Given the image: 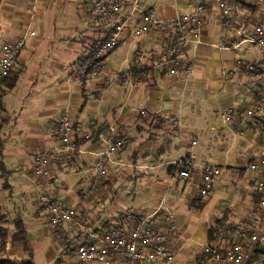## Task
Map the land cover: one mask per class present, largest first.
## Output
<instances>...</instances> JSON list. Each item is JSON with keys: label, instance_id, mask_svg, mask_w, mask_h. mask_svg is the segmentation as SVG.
<instances>
[{"label": "crops", "instance_id": "0c3cea01", "mask_svg": "<svg viewBox=\"0 0 264 264\" xmlns=\"http://www.w3.org/2000/svg\"><path fill=\"white\" fill-rule=\"evenodd\" d=\"M220 1H144L143 9L161 19L174 18L198 4L207 8L200 43L197 48L185 46V61L178 76L170 75L160 66L167 46L163 39L153 33L134 38L127 32L120 44L103 58L104 67H100L95 78L81 77L76 65L93 55L95 46L108 39L114 24L122 17L98 19L94 0H19L18 5L0 2L9 37L3 43L35 32L27 38L15 68L0 87L1 116L8 107L7 93L29 76L28 83L35 96L33 105L28 110L25 106H12L17 109L16 115L29 111L37 117L36 121L21 117L19 126L9 114L0 118V163L6 170L5 175L0 171V177L6 179L3 186L10 190V195L15 185L8 178L28 166L32 172L33 157L38 151H55L61 146L53 129L63 115L73 120L78 134L103 132L110 139L126 140L125 147L108 163L106 178L92 169L103 150L96 140L83 144L77 161L60 158L52 162L50 176L42 182L40 199L54 193V197H62L65 205L78 206L79 214L73 221L52 228L40 207L36 208L33 217L47 224L46 234L51 232L47 235L37 228L30 231L32 220L26 222L20 215L10 216L7 202L3 204L5 201L1 200V214L6 218L0 222V228L7 231L8 238L0 260L20 263L32 257L34 264H76L78 244L109 225L131 222H119L123 217L109 204L108 191L113 181L124 175L128 180L144 179L151 184L153 173L166 168L158 175L167 171L169 182L162 184L156 180L153 190L145 191L151 209H144L147 217L159 211L158 220L163 212L171 210L175 214L182 231V239L176 241V264H231L198 254L205 245L229 244L232 237L219 236L218 228L245 219L257 205L255 175L245 171L248 164L258 159L263 135L246 120L245 111L254 103L264 102V57L255 44L237 33L241 24L252 28L257 23L261 8L256 0H235L242 10L232 29L224 26ZM126 13L131 15L128 25L138 20V12L131 13L129 8ZM26 20L29 23L25 27ZM20 25L24 28L19 30ZM220 43L226 47L221 48ZM239 60L256 63L257 69L244 71L238 65ZM188 62L194 63L191 73H186ZM227 114L232 116L230 123L224 120ZM20 126L38 129V138L35 142L30 140L33 145L29 153L24 151L26 139L18 137ZM174 148L179 149V156L169 162L167 157ZM189 154L196 156L197 165L189 178H181L176 163ZM204 163L225 169L223 177L215 181L212 195L205 199L199 196L200 167ZM236 170L243 174L236 177ZM74 185L78 186L77 193L71 190ZM84 189H91V193L83 195ZM143 205L148 206L145 202ZM18 218L27 228L29 251L12 242ZM54 234H58L57 245L47 241ZM50 245L54 248L52 254L45 253ZM77 264L81 263L77 260ZM251 264H264L262 249L256 252Z\"/></svg>", "mask_w": 264, "mask_h": 264}, {"label": "built area", "instance_id": "2783aa9c", "mask_svg": "<svg viewBox=\"0 0 264 264\" xmlns=\"http://www.w3.org/2000/svg\"><path fill=\"white\" fill-rule=\"evenodd\" d=\"M145 0H94L93 9L95 16L101 20H116L122 17L120 22L114 24L109 37L95 46V52L79 66L78 73L84 78H95L100 67H104L103 58L114 50L121 41L124 33H130L134 38H140L148 34H155L163 39L167 46L162 53L160 66L170 75L178 76L184 58V48L192 45L197 48L200 43V30L204 23L206 6L199 4L190 11L181 13L171 19H161L154 12L144 10ZM256 5L261 8V14L257 23L249 28L241 24L238 35L245 41L255 44L264 57V0H256ZM131 13L138 12V20L128 25ZM224 26L234 28L237 14L242 10L241 4L235 0H221L219 3ZM35 35L31 31L23 37L5 42L0 48V87L11 75L23 50L27 44V38ZM221 48L226 45L220 43ZM238 65L247 72L257 69L256 63L239 60ZM193 62L186 65V73H191ZM264 78V66H263ZM245 118L263 135V143L257 160L251 162L245 172L255 175V190L258 195L257 205L245 219L231 224L228 227H219L218 235H228L232 240L225 247L205 245L202 254L212 261L228 262L231 264H248L259 249L264 251V102L252 104L245 111ZM225 122L230 123L232 116L225 115ZM55 137L60 140L61 146L55 151H38L33 157L32 170L38 177H49L52 162L56 159H64L66 162H75L81 154L84 143L96 140L103 145L99 158L93 164V171L101 177H108V163L125 147L124 138L110 139L103 133L93 134L83 132L78 134L73 120L67 115L60 117L53 129ZM197 142L194 141L193 145ZM194 154L181 158L176 166L181 178H189L197 165ZM202 173V185L199 196L207 198L213 193L214 183L223 177L225 169L211 163H204L200 167ZM236 177L243 172L235 171ZM91 193V189L82 190V194ZM47 220L52 228H58L67 222L73 221L78 215V209L64 204L61 196H56L47 202L45 209ZM159 211L152 216L138 219L130 223L112 224L107 226L99 234L91 235L90 240L78 244L76 255L81 264H111L119 257L127 264H176V254L173 241L177 235V223L171 211L163 212L161 220L157 219ZM156 216V217H155ZM155 217V219H153Z\"/></svg>", "mask_w": 264, "mask_h": 264}, {"label": "rangeland", "instance_id": "374dc122", "mask_svg": "<svg viewBox=\"0 0 264 264\" xmlns=\"http://www.w3.org/2000/svg\"><path fill=\"white\" fill-rule=\"evenodd\" d=\"M0 2H1V5H3L4 3L10 4V5H18L19 0H0ZM48 2H49V0H48ZM60 5H61V1H58V6H60ZM0 18H2V20L0 19V48H1V45L3 44V42L9 40V37H7L8 29L6 26V19H4V15H3L2 11H0ZM28 23H29V20H26L23 22V25L26 27ZM8 25H9V22H8ZM21 28H24V27H22V25H20V27L18 29L20 30ZM76 66H78V68H79V65H76ZM28 78H29V76L26 79L25 78L22 79L17 84L16 88L13 91L7 93L6 98H5V103L8 102V107H6L7 108L6 112H3L1 114V116H0L1 119L8 117L7 114H9V117H13V120L16 119L18 126L21 125L20 124L21 117H25L26 119L29 118V120H35V121L37 120L35 112L30 113L29 111H26L25 114L20 115V113H18L16 115L15 111H17V109L13 108V106H12V104L13 105H19V106H25V110H28V107L30 105H33V102L35 101V96L32 94L31 88H30L29 83H28L29 82ZM12 123H14V121H12ZM21 127L22 126H20V128H18V137L21 136V138L24 137L26 139L27 145L24 147V151H27L29 153L32 150L30 145H33V142H35V139L38 138V129L36 127H31V128H24V127L21 128ZM31 139L33 140V142L30 141ZM34 144H36V143H34ZM178 150L176 148H174L172 150V152L168 155L167 161H169V162L175 161L179 156ZM165 169H162L160 171H164ZM140 171L142 173H144V170H140ZM160 171H155L153 173L155 175L153 176V181L151 182V184H148L147 183L148 181H145L144 179H139V180L137 179L136 180V178H134L132 180H128V179H126V177L124 175H121L115 181H113L112 187L108 191L109 204L112 207H114L115 211L120 215V217H123L120 219L119 222H124L126 220L133 222V221H136L138 219H143V218L147 217L146 216L147 214L145 213L147 210H145V209L150 210L151 209V203L148 200H145L147 198V194L144 195L146 193L145 191L153 190V185L155 184L156 180L158 182H161L162 184H167L170 180V175L167 171L163 172L161 175H158V173ZM145 172L148 173L149 171H145ZM148 177L152 178V176H150V174L148 175ZM47 178L48 177L45 178V177L36 176L33 173V170H32V172L29 171V166H28L27 168L22 169V171L19 172L18 174L13 175L11 178L7 179L9 182H11L12 184L15 185L14 191L10 195V190L8 188H4V186H3L6 179L0 177V202H1V200L5 201V203H3V204H6V202H7V207L9 208L10 216L16 218L18 215H20L26 222H29L32 220L33 224L29 225V230L31 231L32 228H34V229L37 228V229L42 230L43 234H46L45 229L48 226L46 223L39 221L37 218H34L33 214L35 212V209L40 207L41 213L43 214L44 217H46V213L44 212L43 209H45L47 202H49L52 198H54V193H51V195H50L51 197L48 196L47 198L40 199L39 193L42 190V182L47 180ZM145 183H147V184H145ZM144 184H145V186H144ZM148 186H150V188L145 189V187H148ZM53 187H55V185ZM71 190H73L75 193H77L78 192V186H76V185L72 186ZM198 192H199V187H198ZM144 202L147 203L148 206H150V207H148L147 205L146 206L143 205ZM73 207L78 209V206H73ZM161 208L162 207H160L159 210ZM97 210H99V208ZM97 210H95V211H97ZM169 211H171V210H169ZM144 213H145V215H143ZM78 214H79V211H78ZM143 216H146V217H143ZM174 216H175V214H174ZM76 217H78V215ZM48 233H51V232L48 231L47 234ZM57 236H58V234L51 235V236H49L47 241L49 242V240H50L52 242V244L57 245L58 244ZM53 237H54V240H52ZM179 239H182V231L180 229V226L177 223V235L173 241L175 254H176V260H177V256H178L177 249H176V241ZM44 244L46 245V241H44ZM64 244H66V243H64ZM53 250H54V248L50 245L48 247V250L45 253L49 252L50 254H52ZM202 250H203V247L199 251L198 256L200 255V253L203 252ZM37 253L39 254V251H37ZM198 256H196V257H198ZM181 258H182V256H181ZM77 260H78V258L75 259L76 264H77ZM60 261H61V259H60ZM115 263L127 264V262L121 257H119L117 259V262H115V261L112 262V264H115ZM72 264H73V262H72ZM93 264H95V263H93Z\"/></svg>", "mask_w": 264, "mask_h": 264}, {"label": "trees", "instance_id": "16d2710c", "mask_svg": "<svg viewBox=\"0 0 264 264\" xmlns=\"http://www.w3.org/2000/svg\"><path fill=\"white\" fill-rule=\"evenodd\" d=\"M0 106H1V104H0ZM0 171H1L2 175L6 174L5 167L1 163H0ZM256 200L258 201V195L256 197ZM5 218H6V215L1 214V208H0V222L3 221ZM7 238H8L7 231L5 229L0 228V253H3L5 251ZM12 242H13V244H22L24 246L25 251L30 250L28 240H27V228L25 226L24 221L21 218H18L15 220L14 235L12 238ZM254 257H252V259L249 261L248 264L252 263ZM0 264H34V261H33L32 257L30 259L21 261L20 263L16 262V261H12L10 259H1Z\"/></svg>", "mask_w": 264, "mask_h": 264}]
</instances>
